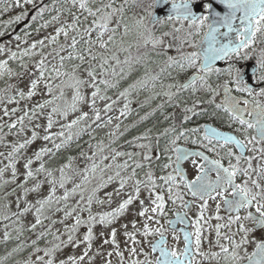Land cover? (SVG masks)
<instances>
[{
  "label": "snow or ice",
  "instance_id": "6c2138e0",
  "mask_svg": "<svg viewBox=\"0 0 264 264\" xmlns=\"http://www.w3.org/2000/svg\"><path fill=\"white\" fill-rule=\"evenodd\" d=\"M127 4L128 0L119 7L114 6V0H51L50 5L43 0L39 4L36 0H12L7 4L0 0V14L13 7L21 9L19 14L0 21V28L23 22L29 16L26 6L30 5L35 12L31 15L33 23L15 34L14 49L11 41L0 42V57H4L0 58V83L4 84L0 88V147L5 149L0 151V223L4 228L0 243L16 241L11 250L0 256V264H6L14 254L29 247L32 253L17 264H85L86 260L92 264L95 256L102 254L98 251L89 255L95 239L94 227L112 225L137 201L139 209L135 215L142 218L141 225L137 227L138 221L133 219L130 222L133 231H128V224L121 227L126 245L130 243L129 256L143 255L144 259H130V264H203L204 260L210 264H264V238H254V233L264 232V0H220L225 9L223 14L211 0H171L172 14L166 20L154 17L151 23L155 25L159 20L163 25L175 20L181 27L173 26L171 32L156 36L144 24L145 17H140L136 25L144 28V32L138 33L135 55L131 54L133 45L115 43ZM159 4L160 0H152L145 9L143 0H132L133 7L147 11L150 17L153 16L150 9ZM196 4L206 14L197 16L193 10ZM114 20L116 26L111 27ZM185 22L195 31L179 35ZM50 27L52 33L31 38L33 32ZM205 27L207 31L201 35ZM128 34L125 24L124 35ZM5 35L6 31L0 30V37ZM117 52L124 53V58ZM162 54L166 59L153 74V56ZM220 61L225 63L224 67L218 66ZM250 61L249 72L245 65ZM188 70L194 71L181 82L179 76ZM134 72L142 74L132 79ZM213 75L217 80L221 76L227 78L222 83H213ZM164 77L172 82L165 84ZM26 78L27 91L20 87ZM126 79L131 82L121 89V82ZM40 85L48 98L20 107L21 102L38 94ZM110 90L116 91L115 99L108 95ZM201 92L208 97L206 103L211 111L203 107L196 110L204 103L201 99L188 106L187 99L182 98L185 93L197 96ZM141 93L147 95L137 99L139 109L151 107L161 99L153 112L182 107L183 119L179 128L172 125L155 137L148 129L127 142L139 151H120L113 145L123 135L119 131L123 120L131 115L132 97L138 98ZM217 97H222L219 103ZM98 102H103L102 108ZM84 106L88 111L83 110ZM114 111L118 114H111ZM189 113L219 119L231 131L207 122L185 128L184 123L191 119ZM70 115L74 117L71 120ZM150 115L152 112H146L139 121ZM174 116L175 113L166 115L165 120ZM41 118L46 121L43 126L37 123ZM57 123L60 130L52 132ZM110 125L108 143L104 140L95 145L89 143V148H94L91 154L80 153L85 161L83 168L73 166L74 157L56 167L48 166L74 138L88 134L92 139V133ZM41 127L43 136L38 132ZM129 127H136V122ZM9 136L13 139L8 140ZM37 139L46 144L51 142L52 147H40L27 156L28 147ZM188 144L194 147L189 148ZM156 152L166 162L159 163ZM45 156L50 158L49 162L44 161ZM121 157L126 159L121 161ZM21 159L23 173L17 168ZM35 162L39 164L33 168ZM185 163L191 165V177ZM9 171L10 178L5 179ZM45 184L47 194L41 195ZM112 184L117 187L101 199L98 193ZM9 185L15 187L5 191ZM61 190L62 194L57 195ZM29 195L34 199L29 200ZM76 196L79 199L69 203ZM114 199L118 201L116 207L93 214L94 203L111 206ZM13 203L16 211L11 210ZM84 212L86 218L81 215ZM57 213L63 214L61 219L53 218ZM29 214L33 220L26 224ZM70 217L74 222L65 225L63 233L53 230L57 223L63 224ZM81 226H86V232L78 239ZM29 232L36 235L30 244L23 239ZM212 233L214 241L210 238ZM116 236L117 229L112 227L103 244L113 245L120 264H124V252L119 250ZM48 237L52 238L48 244L39 247V242ZM205 239L207 251L202 247ZM82 243L86 247L80 255L56 259L62 248H76ZM249 245L253 246L251 252ZM213 247L218 251H213ZM112 255L113 252L107 253L109 258ZM105 264H111V260Z\"/></svg>",
  "mask_w": 264,
  "mask_h": 264
},
{
  "label": "rangeland",
  "instance_id": "374dc122",
  "mask_svg": "<svg viewBox=\"0 0 264 264\" xmlns=\"http://www.w3.org/2000/svg\"><path fill=\"white\" fill-rule=\"evenodd\" d=\"M151 1L152 0H143V4H144V8L145 9L148 8V6L151 4ZM11 2H12V0H9L7 2H3V4H7V3H11ZM116 3H117V5H116ZM123 3H124V0H114V6H116V7H119ZM150 10L152 11V13L154 12V8H152ZM14 15H16V14H12L11 12H9L7 14V17L3 18L0 21L8 20L12 16H14ZM122 15H123V20L120 22V27H119V32H118L119 35L117 34L116 37H121V35L123 34V29H124V25L125 24H127V26L129 27L130 23H132L133 24V27L137 30L136 21L140 17H145L144 24L147 26V28L151 29V31L153 33H154V31H157V29L159 27H161V28L164 27L165 28L166 26H164V24H168L166 22L163 25H161V23L158 21V22L155 23V25H153L151 23V21H150L152 16L151 17L148 16L147 11H145L143 9H140V8H137V11L134 12V13H132L130 15V18L129 19L124 18V16H125L124 15V12L122 13ZM45 19H48V18H46V16H45ZM117 19H119V17H117ZM161 20H166V19H161ZM169 25H172V27L170 29H168V30H165V32H171L173 30V26H175L177 28L181 27L180 24H179V22H177L175 20L170 21ZM115 26H116V20H114L112 22V24H111V27H115ZM0 30H4V31L7 32L9 30V28H7V29L0 28ZM121 31H122V33H121ZM142 31H144V28H142ZM189 31H193L194 32L195 31V28H189L188 27V24L187 23H184V26H183V28L181 30V33L179 35H183V34L189 32ZM52 32H53V28L50 27V28H48V29H46L44 31L39 32V33L33 32L31 38L32 39H39V38H42L44 35L49 34V33H52ZM173 34L174 35H177L176 33H173ZM92 35H93V38H95L96 33L93 32ZM155 35L156 36H159L160 34H155ZM14 36H11V37H9V38L1 41V42L8 43L9 41H11L12 42L11 46L14 49V45H15ZM61 43H63V38L62 37H61ZM165 43H167V42H165ZM47 50L50 51V48L47 49ZM159 50H160V47H158L157 51H159ZM168 54L169 55H173L174 52H169ZM0 58H4V57H0ZM36 59H39V57H36ZM9 82H14V81H9ZM222 82H220V83H222ZM3 87H4V84L2 86H0V88H3ZM20 87L22 89H24L25 91H27V88H28V79L27 78L22 81V83L20 84ZM85 91L86 92H90L91 90L90 89H86ZM67 95H68V98L70 99L71 92H68ZM46 98H48V97H47V94L43 92V85H40V89L38 91V94L36 96H34L30 101L21 102L20 107H24V104L25 103H27L29 106L34 105L36 102L41 101L42 99H46ZM15 106L16 105H8V107H15ZM98 106L102 108L103 107V102H98ZM117 107L119 108L121 106L120 105H117ZM83 110L84 111H88L87 106H84L83 107ZM45 111H47V109ZM19 114L20 113H17V115H19ZM111 114L114 115V114H117V112L114 111ZM0 115H2V113H0ZM72 118H74L72 115H70L68 117L69 120H71ZM5 119H7V118H5ZM56 119H59V118H56ZM59 122L60 123H63L64 121L63 120H60ZM37 123H39L40 125L43 126V125H45L46 121L43 118H41L40 120L37 121ZM59 130H60L59 129V123H57V124L54 125V127L52 128L51 131L52 132H56V131H59ZM38 132H39V135L40 136H43L44 135V129H43V127H41L40 129H38ZM29 135H30V133H29ZM7 139L8 140H12L13 137L12 136H9ZM56 142L59 143V140H57ZM43 146H47V147L51 148L52 147V144H51V142H48L46 144V142H44L42 139H37L31 146L28 147V149L26 151V155L27 156H31L34 151H36L37 149H39L40 147H43ZM93 150H94V148H88L85 153L91 154V152ZM0 151H5V149L3 147H0ZM136 151H139V149H137L135 147V148L131 149L128 152H136ZM124 159H126V157H121L120 158L121 161H123ZM108 162L110 163L111 161H108ZM23 164H24V160L23 159H21L19 161V163L17 164V168L19 169L20 173H23L24 172ZM84 165H85V161H84V158L81 157V156L79 158L74 159V161H73V166L74 167L83 168ZM0 166H2V165H0ZM33 166H36V162L33 164ZM191 174H193L192 168H191ZM10 175H11V173L9 171L8 173L5 174V179L10 178ZM69 175H71V172H69ZM156 175L159 176L161 174L156 173ZM22 179H23V176H20V180H22ZM17 182H19V180ZM77 182H78V178H77ZM71 186H72L71 183H69L68 184V187L70 188ZM13 187H15V185H9L8 188L5 189V191L10 190ZM115 187H117V185L116 184H112V185H109L107 188L102 189L98 193L99 197L101 199H103L105 193L106 192L113 191V189ZM47 191H48V185L45 184L44 187H43V190H42L41 195L47 194ZM17 194H19V193H17ZM60 194H62V190L61 191H58V193H57V195H60ZM140 198L141 199L144 198V193L143 192L141 193V197ZM10 199H13L14 200L15 198L14 197H10ZM28 199L29 200L34 199V196L33 195H29ZM78 199H79V196H76L72 200H70L69 203L74 204L75 203V200H78ZM117 203H118V201L115 200V199H114V202H113V204L111 206H109L107 204H105V205H98V204H95L94 203L93 206H92V212H93V214H96V213H100V212H103V211H108V210H110V208L116 207L117 206ZM138 209H139V205H138V201H137V202H134V204L132 206H130V209L123 216H121L118 220H116L112 225L107 226V227H102L99 224H97L94 227L95 239L93 240L92 249L89 251V255H95L98 251L100 253H102V254L101 255H96L95 256V259L92 261V264H105V261L108 260V259L111 260V264H120V259H119L118 256L115 255V251H114L113 245H111L110 243L109 244H103V240L106 239V238H109V234H110V231H111V228L112 227H115L117 229L116 239H117V242L119 243V246H120L119 247V250L124 252V264H130V259H140V260H143L144 259V256L143 255H139L137 257H130L129 256L128 247L130 246V243L128 245H126L125 242H126L127 238L124 236V234H123V231L124 230L121 227V225H123V224H128V231H133L132 225L130 223L133 219H135V220L138 221L137 227H139L141 225L142 218H140V217H138V216L135 215V213L138 211ZM11 210L12 211H16V207H15V204L14 203L12 204ZM221 214L223 215V212ZM81 215L84 218H86L87 217V212L81 213ZM62 216H63L62 213H57L53 218L54 219H61ZM32 220H33V216H32V214H29L25 218V223L27 224L29 222H32ZM73 222H74V218H72V217L67 218L66 220H64V223L63 224L57 223L54 226V229L53 230L54 231L55 230H59L61 233H63L64 232L65 225L71 226ZM212 223L215 224L216 221L213 220ZM0 225H2V224H0ZM39 230L40 229H37V231H39ZM3 231H4V228H3V225H2V226H0V240H2ZM85 232H86V226H81L79 228L78 232H77V238L78 239H82V237H83V235H84ZM101 232L104 233L103 236L100 235ZM210 238H211V240L214 241L215 240V234L212 233ZM254 238L255 239L264 238V232H256V233H254ZM25 239L30 244V242H31L32 239H36V235L34 233H31L28 236V238H25ZM51 239H52L51 237H48L46 240H41L42 243L40 241L39 244H38V246L41 247V248L45 247L48 244V241L51 240ZM63 239L66 240V235L63 237ZM169 243L170 244L172 243L170 236H169ZM85 247H86V245L83 244V243L80 244V246L79 247H76V248H74L72 246L64 247V248H62L57 253L56 259L57 260L64 259L68 255H71V254L80 255L82 253V251L84 250ZM137 247L139 248L140 246L137 245ZM202 247H203V250H205V251L208 250L209 245H208V240L207 239H205ZM144 248H145V251L148 250L146 244L144 245ZM212 250L213 251H218V249L215 248V247H213ZM248 250H249V252H251L253 250V246L252 245H249ZM108 252H113V255L110 258L107 256V253ZM31 253H32V249L31 248H28V250L24 253V255L20 258L19 261H23V260L27 259L28 256ZM32 259L33 260L35 259V255L34 254L32 255ZM196 259L197 260H200L201 258L200 257H197ZM15 264H17V262ZM85 264H87V260L85 261ZM203 264H210V262L207 261V260H204L203 261Z\"/></svg>",
  "mask_w": 264,
  "mask_h": 264
},
{
  "label": "trees",
  "instance_id": "16d2710c",
  "mask_svg": "<svg viewBox=\"0 0 264 264\" xmlns=\"http://www.w3.org/2000/svg\"><path fill=\"white\" fill-rule=\"evenodd\" d=\"M40 1L41 0H36V2H40ZM46 4L50 5L51 0L46 2ZM151 4H152V1H151ZM116 5H117V3H116ZM11 11H9V12H11ZM136 11H137V7H133L132 0H128V4L125 5V10H124L125 16H124V18L129 19L130 15ZM9 12L0 14V20L7 17V14ZM45 16H46V18H48V14H46ZM164 19H166V18H164ZM167 23L168 24H164V26H166L165 28L159 27L157 29V31H154V33L161 35V33L165 32V30L170 29L172 27V25H169L170 21ZM28 24H32V21H30ZM14 25L9 27V30L6 32V34L9 31H11L12 29H14ZM33 27H38V24H33ZM24 28H25V25L22 26L19 30L15 31L12 36H14L15 34L21 33ZM128 29H129V34L127 36H125L124 35V29H123V34L121 35V37H116L115 43L117 46H119L121 43H123V45L125 47H127L129 45H133V47L131 48V54L135 55L136 54V48L134 45L139 40L138 33L144 32V31H142V28H138V27L136 30L133 27L132 23H130ZM29 30H31V29H29ZM203 31L204 30H202L201 35H203ZM121 33H122V31H121ZM117 34H116V36H117ZM105 39H106V37H105ZM197 39H199V37H197ZM117 54L120 56L121 59L124 58V53L117 52ZM173 55H175V53ZM165 59H166V56L163 54L160 55L159 57L153 56V60L155 61V63H153L151 65V71L153 74H155L157 71H159V68L157 67V65H161ZM12 66H15V62H13ZM193 71L194 70H188L187 72L181 74L179 76V80L181 82H183V80H185ZM141 74H142V72H134L132 79H134L136 76L141 75ZM173 75L175 76V72H173ZM220 79L221 78H219V80H217L216 76L211 77V80L213 83H217V81L219 83ZM163 81L165 84L172 82L171 80L167 79L166 77L163 78ZM130 82H131V80H127V79L125 81H122L120 88L122 89L123 87H126L127 84ZM2 85H3V83H0V86H2ZM108 95L115 98L116 97V91L110 90L108 92ZM145 95H147V93H141L138 98L136 96L132 97L133 102L130 105V108L132 109L131 115H129L127 117V119L123 120V123L121 125L120 130H119L121 133H123V135L120 136L119 139L116 141V143L113 145V147L117 148L120 151H130L131 149L135 148V145H130L127 142L131 141L133 139V137L141 135L142 133H144L148 129H151V135L155 137L159 133L163 132L164 129L169 128L172 125H176L179 128V125L183 119V115H182L183 108L182 107H180V108L166 107L163 110L153 112L152 110L156 108V105L162 102L161 99H157L156 101H154L151 104V107H145L144 109L141 110V109H139L138 103L136 101H137V99L142 100ZM182 98L187 99L188 106H191L193 100H196V99L203 100L204 103L200 104L197 107V109H196L197 111H199V109L201 107L208 108L209 111L212 110L207 105L206 101H207L208 97L205 96V94L203 92L198 93L197 96H191L189 93H185ZM120 106H122V103L120 104ZM146 112H152V115H150L147 120H144L142 122L139 121V117L143 116ZM173 113H175V116L172 119L165 120L166 115L171 116V114H173ZM117 114H114V115H117ZM189 115L191 116V119L188 122L184 123L185 128H191V127H194L196 125L202 124L204 122H213L215 124H223L222 121L219 119H209L207 117L199 116V115L192 116L191 113H189ZM134 122H136V127H129V125L133 124ZM114 123H115V121H114ZM126 128H127V131L125 130ZM110 130H112L111 125L104 128V129H98L96 132L92 133V137H94L92 139H90V136L88 134L82 135L79 139L74 138L73 141L68 146L59 150L57 155L51 159L50 163H48V166L49 167H56L60 164L67 163L68 157H74L75 159L79 158L80 153L82 151L86 152V150L89 148V143H91L92 145H95L99 140H104L105 143H108L107 133ZM5 131H7V129H5ZM160 143H161V146H163V144H164L163 138H161ZM156 155L160 156V153L156 152ZM43 159L45 162H49V160H50V158L48 156L43 157ZM164 162H166L164 157L160 156L159 163H164ZM38 164H39V162H36V166H33V168L38 167ZM154 167H155V162H154ZM156 173L161 174L158 169L156 170ZM0 224H2V223H0ZM0 226H2V225H0ZM9 231H11V229ZM30 234H31L30 232L26 233L25 237L23 238L25 243H28V241L25 238H28V236ZM12 235H13V237H15L14 232L12 233ZM15 243H16L15 240L9 241L7 245H5L4 243H0V256L5 255L6 251L11 250V248L15 246ZM41 243H42V241H41ZM27 250H28V248H26L21 253L14 254V256L11 257L6 262V264H15L17 261L20 260V258L24 255V253Z\"/></svg>",
  "mask_w": 264,
  "mask_h": 264
},
{
  "label": "water",
  "instance_id": "95a60500",
  "mask_svg": "<svg viewBox=\"0 0 264 264\" xmlns=\"http://www.w3.org/2000/svg\"><path fill=\"white\" fill-rule=\"evenodd\" d=\"M177 2H179V0H177ZM211 2L213 3L214 5V8L218 11H221V13L223 14V11H225L224 7L222 4H220V0H211ZM194 12L197 16L199 15H202L205 10H203L200 6V4H196L195 7H194ZM32 11L29 13V16L21 23H19L16 28H15V31H17L22 25L28 23V21L30 20V15H31ZM172 12H171V2L169 0H160V4L157 6V7H154V12H153V16L151 17V20L154 18V17H159V19L161 20L163 17H166L168 15H171ZM159 20H157L158 22ZM13 33H8L6 34L4 37H0V42L4 39H7L9 38ZM218 63V66H223L225 63L223 61H220V62H217ZM251 64H252V61H250L248 64H247V70L250 72L251 70ZM192 74L189 75V77L191 76ZM252 83H254V81H252ZM215 126V125H214ZM217 127V126H216ZM183 144V143H181ZM188 147V146H187ZM190 148V147H189Z\"/></svg>",
  "mask_w": 264,
  "mask_h": 264
},
{
  "label": "flooded vegetation",
  "instance_id": "af4514ba",
  "mask_svg": "<svg viewBox=\"0 0 264 264\" xmlns=\"http://www.w3.org/2000/svg\"><path fill=\"white\" fill-rule=\"evenodd\" d=\"M7 1H9V0H2V3H3V2H7ZM48 1H49V0H43V3L46 4V2H48ZM169 1L171 2V0H169ZM37 3L39 4V3H41V1H40V2H37ZM26 9L29 11V13L32 11L31 15H35V12H34V10H32V8H31L30 5H29V6H26ZM20 11H21L20 8H15V7H13L11 13L17 15V14H19ZM203 14H206V13L204 12ZM31 15H30V20L28 21V23L31 21ZM166 17H167V16H166ZM166 17H164V18H166ZM164 18H163V19H164ZM28 23H26V24H28ZM186 23H187V22H186ZM18 24H19V23H18ZM18 24H15V25H14V29H12L11 31H9V33H14V32H15V28H16V26H17ZM26 24H24V25H26ZM24 25H22V26H24ZM22 26H21V27H22ZM21 27H20V28H21ZM20 28H19V29H20ZM19 29H18V30H19ZM203 30H204V31H207V28L205 27ZM224 66H225V64H224L223 66H220V67H224ZM246 68H247V64L245 65V69H246ZM214 76H215V75H213V77H214ZM220 78H221V79H220L219 83L222 82V81H223L224 79H226L227 77L221 76ZM253 81H254V80H253ZM217 83H218V81H217ZM254 83H255V81H254ZM221 98H222V97H218L217 100H216V102L219 103ZM204 123H205V122H204ZM207 123H211V124H213V125H215V126H217V127H222L223 130H225V131H231V129H228L227 127H224L223 124H215V123H213V122H207ZM202 124H203V123H202ZM180 143H184V142L181 141ZM187 146L190 147V148L194 147V146L191 145V144H188ZM184 167L188 169L189 176L191 177L193 174H191V165H190V163H185ZM186 199H191V198H190V197H186ZM193 214H194V213H193ZM223 214H224V213H223Z\"/></svg>",
  "mask_w": 264,
  "mask_h": 264
}]
</instances>
